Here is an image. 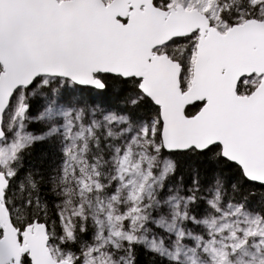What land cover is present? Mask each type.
<instances>
[{
  "label": "snow or ice",
  "instance_id": "obj_1",
  "mask_svg": "<svg viewBox=\"0 0 264 264\" xmlns=\"http://www.w3.org/2000/svg\"><path fill=\"white\" fill-rule=\"evenodd\" d=\"M141 253L264 264V0H0V264Z\"/></svg>",
  "mask_w": 264,
  "mask_h": 264
},
{
  "label": "trees",
  "instance_id": "obj_2",
  "mask_svg": "<svg viewBox=\"0 0 264 264\" xmlns=\"http://www.w3.org/2000/svg\"><path fill=\"white\" fill-rule=\"evenodd\" d=\"M91 99L103 105L108 104L109 107H115L119 103L117 98L112 96L111 94H105V95L93 94ZM39 107H40V102H34L32 111L35 113ZM42 127H43L42 124L38 122H33L30 125L29 130L35 133H40L42 131ZM53 151L54 150L51 144L44 142L37 143L32 151V160L33 162L36 163L43 162L45 166H47V164L51 162V160L53 159ZM194 162L200 165L202 178L204 179L210 178L211 168L208 165V163L204 161H194ZM185 178H187V166H185ZM139 264H150V258L147 255L141 253L139 255Z\"/></svg>",
  "mask_w": 264,
  "mask_h": 264
},
{
  "label": "bare ground",
  "instance_id": "obj_3",
  "mask_svg": "<svg viewBox=\"0 0 264 264\" xmlns=\"http://www.w3.org/2000/svg\"><path fill=\"white\" fill-rule=\"evenodd\" d=\"M104 106L109 107L108 104L107 105H104Z\"/></svg>",
  "mask_w": 264,
  "mask_h": 264
}]
</instances>
